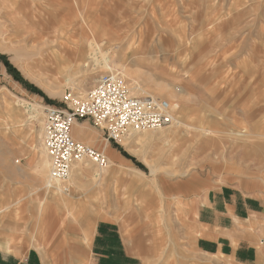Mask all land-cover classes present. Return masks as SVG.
<instances>
[{
    "label": "rangeland",
    "instance_id": "374dc122",
    "mask_svg": "<svg viewBox=\"0 0 264 264\" xmlns=\"http://www.w3.org/2000/svg\"><path fill=\"white\" fill-rule=\"evenodd\" d=\"M85 13L99 28L97 42L82 27ZM51 23L46 45L59 57L36 65L43 42L27 43L36 37L28 31ZM104 27L115 36L111 41L103 39ZM109 71L121 72L136 93L167 99L178 123L111 140L132 161L115 166L95 146L107 144V136L86 123L81 137L107 156V166L83 161L68 181L47 187L50 167H39L47 160L46 109L63 108L66 91L85 95ZM178 89L184 111L179 96L170 98ZM0 151L26 172L15 177L0 159V232L13 231L20 239L38 233L52 196L73 198L94 188L96 209L107 212L103 188L113 168L129 176L137 169L156 187L186 180L196 195L229 184L264 203V0H0ZM137 210L129 207L128 213ZM156 210L160 216L143 226L152 245L145 264H240L202 253L195 233L169 216L167 205ZM109 212L119 218L118 208ZM258 221L251 228L258 256L250 264H264V212Z\"/></svg>",
    "mask_w": 264,
    "mask_h": 264
},
{
    "label": "crops",
    "instance_id": "0c3cea01",
    "mask_svg": "<svg viewBox=\"0 0 264 264\" xmlns=\"http://www.w3.org/2000/svg\"><path fill=\"white\" fill-rule=\"evenodd\" d=\"M77 123L82 127L86 123L93 125L90 119ZM73 136L84 142L74 131ZM106 142L99 145L109 151L113 166L121 160L132 163L111 145L115 142L107 137ZM116 170L110 171L103 188L107 212L96 209L93 202L99 192L94 188L73 198L52 196L46 206L47 216L34 237L20 239L13 231L0 232V264H145L146 258L152 256V245L143 234V226L160 216L156 209L161 204L168 206L169 216L181 219L195 233L202 253L240 264L257 259V239L251 228L258 226L264 212L261 200L229 184L196 195L186 180L156 187L144 180L137 169L130 176L117 174ZM117 178L119 186L115 185ZM129 207L139 210L129 215ZM109 208H118V219L108 213ZM124 224L136 226L129 230Z\"/></svg>",
    "mask_w": 264,
    "mask_h": 264
},
{
    "label": "built area",
    "instance_id": "2783aa9c",
    "mask_svg": "<svg viewBox=\"0 0 264 264\" xmlns=\"http://www.w3.org/2000/svg\"><path fill=\"white\" fill-rule=\"evenodd\" d=\"M65 106L48 107L43 124V144L50 161L52 184L68 181L80 162L90 161L100 168L107 156L73 136V124L90 119L105 131L109 140L119 142L130 132L160 130L175 122L172 104L165 98L136 93L121 72L103 74L85 95L63 94Z\"/></svg>",
    "mask_w": 264,
    "mask_h": 264
},
{
    "label": "bare ground",
    "instance_id": "6f19581e",
    "mask_svg": "<svg viewBox=\"0 0 264 264\" xmlns=\"http://www.w3.org/2000/svg\"><path fill=\"white\" fill-rule=\"evenodd\" d=\"M80 5H81V3H80ZM84 6V5H83ZM82 10V9H81ZM84 12V11H83ZM82 11H81V13H83ZM55 14V13H54ZM53 15V14H52ZM57 16V15H56ZM88 16H91V15H87V13H85L84 14V16H82V24L84 25V26H82V27H87L88 29H89V31L92 33V40H94L95 42H97V40L98 39H100V38H98V37H100V31H99V28H98V26H97V24H96V21L94 20V19H91L90 17H88ZM70 17L71 16H69V18L68 19H70ZM106 18V17H105ZM100 19V18H99ZM66 20V19H65ZM27 21V20H26ZM58 21V20H57ZM61 22H63V21H61ZM71 22H72V20H71ZM68 22H66V24H67ZM64 24H65V22H64ZM21 25V24H20ZM23 25H24V23H23ZM40 25V24H39ZM108 25V24H107ZM22 27V26H21ZM44 27V26H43ZM53 27V25H52V23L51 24H49V25H45V27L44 28H42L41 30L39 29V32H37V30H38V28L36 27V30L35 31H33V32H29L28 31V33H30L31 34V36L33 37V36H35L36 35V37H33V38H31L30 40H29V38H28V40H27V43H30V41L32 42H35V41H39L40 40V42H43V45H41V46H39V48H38V50H37V54L38 55H40V57L37 59V62L35 63L36 65H39L40 63H43V62H46L47 60V58H52V59H56V58H58L59 57V54L55 51V48L54 47H49L48 45H46V44H48V42H50V40H51V36H50V33H51V29H53L52 28ZM26 28V27H25ZM113 28V27H112ZM143 28V27H142ZM146 29V28H145ZM156 29V28H155ZM48 30V31H47ZM71 30V29H70ZM150 30V29H149ZM148 31V30H147ZM33 33V34H32ZM101 33L103 34V39L104 38H106L108 41H111L112 40V38H115V36H113L112 34H110V30L109 29H105V27L101 30ZM146 33V32H145ZM145 36V35H144ZM155 43V42H154ZM97 45H98V43H97ZM45 46H47V48L48 49H45ZM151 46V45H150ZM152 47V46H151ZM142 48V47H141ZM149 49V48H148ZM43 51L45 52H47L46 54L47 55H49L48 53L50 52V56H42V53H43ZM140 51V50H139ZM144 51V50H143ZM142 51V52H143ZM32 53V52H31ZM28 54V52L26 53V55ZM136 54V53H135ZM138 54V53H137ZM32 55V54H31ZM27 56H29V54L27 55ZM106 63H107V61H106ZM107 65V64H106ZM110 68V67H109ZM135 74H137V75H139V76H141V77H143V78H145V76H146V73L145 72H143V71H141V70H137L136 72H135ZM163 90H167V88H162ZM180 97V99H181V101H183L182 102V104H181V108H182V111H184V108L186 107L185 106V103L186 102H184L185 101V97H183L184 96V94H183V92L182 91H180L179 89H178V91H177V95L176 94H174V95H171V99H173V98H175V97ZM172 104V103H171ZM176 105H179V104H176ZM172 106H173V104H172ZM174 107V106H173ZM179 107H180V105H179ZM174 123H178V118L176 117V115H175V122ZM173 123V124H174ZM179 123H180V121H179ZM195 127V126H194ZM199 130L200 129H202V130H206L207 128L205 127V126H201L200 124H199V126H196ZM196 127H195V129H196ZM82 125L81 124H78L77 122H75L74 124H73V129H74V132H75V134L77 133V134H79V135H81L82 133H83V130H82ZM186 128V127H185ZM191 130V129H190ZM133 133H135V132H130L129 134H127L126 136H124V137H122L121 138V140H123L124 138L126 139V138H130V137H128V136H131ZM137 133V132H136ZM191 133H194V132H191ZM239 133H245L244 131H240ZM134 135V134H133ZM84 137V136H83ZM78 138H80V137H78ZM81 139H83L82 137H81ZM96 138H95V136L94 137H91V138H89V141H91V142H94V140H95ZM98 139V138H97ZM185 139V138H184ZM120 140V141H121ZM126 143H128V142H126ZM194 143H196V142H194ZM96 144V143H95ZM104 145H107V144H104ZM92 146V145H91ZM95 146H98L97 148H99V149H101L102 151H107L104 147H102L101 145H95ZM94 147V146H93ZM96 148V147H95ZM96 148V149H97ZM98 150V149H97ZM110 150V149H109ZM101 151V152H102ZM1 152V151H0ZM107 152H109V151H107ZM10 153H8V155H9ZM11 156V155H10ZM0 159H1V165L4 167V168H6L13 176H15V177H17V176H22V175H25L26 174V172H25V170H24V168L22 167V166H20V165H18V164H12V163H10V161H9V159H11L10 157H8V158H1L0 157ZM16 160V159H15ZM16 162V161H15ZM17 163V162H16ZM81 163V162H80ZM80 165V164H79ZM79 165H77V166H79ZM39 167L40 168H42L40 171L41 172H44L45 171V168L47 169V167H50V162H49V158H48V156H47V160L46 161H44L42 164H40L39 165ZM79 169H80V167H79ZM157 169V168H156ZM156 169H152V171L153 172H155V170ZM49 170V169H48ZM47 171V170H46ZM73 171V170H72ZM77 172V171H76ZM78 172H80V171H78ZM43 176V175H42ZM41 180H43V179H40V182H41ZM45 185V184H44ZM52 185V183H51V181H50V178H49V180H48V183H46V186L47 187H50ZM58 188V191H61V188H59V187H57ZM170 226V225H169ZM170 235V234H169Z\"/></svg>",
    "mask_w": 264,
    "mask_h": 264
}]
</instances>
